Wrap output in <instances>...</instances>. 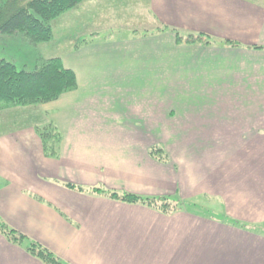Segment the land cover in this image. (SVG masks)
I'll return each mask as SVG.
<instances>
[{"label": "crops", "instance_id": "1", "mask_svg": "<svg viewBox=\"0 0 264 264\" xmlns=\"http://www.w3.org/2000/svg\"><path fill=\"white\" fill-rule=\"evenodd\" d=\"M146 6L150 32L97 45L109 31H91L92 41L56 56L76 73L75 91L12 108L26 121L0 136V219L27 239L16 244L0 232V264H45L28 251L32 243L63 264H264V0ZM97 17L88 23L98 27ZM175 30L204 39L178 44ZM107 52L123 58L93 66ZM83 86L85 102L113 98L119 109H78L71 102ZM144 86L155 87L152 99H137ZM98 116L103 124L88 120ZM49 123L58 133L54 155L40 135ZM156 147L166 161L150 154ZM95 189L167 198L178 208ZM212 202L230 225L192 209Z\"/></svg>", "mask_w": 264, "mask_h": 264}, {"label": "trees", "instance_id": "2", "mask_svg": "<svg viewBox=\"0 0 264 264\" xmlns=\"http://www.w3.org/2000/svg\"><path fill=\"white\" fill-rule=\"evenodd\" d=\"M88 0H8L0 6V34H13L23 32L30 41L39 45L50 42L53 35V24L64 13L77 8ZM178 44L183 42L195 44L204 39V35H189L184 39L175 30ZM78 88L76 73L65 67L59 58L42 60L40 66L33 71L18 69L6 59L0 58V110L5 106H28L45 104L56 101L62 95L73 92ZM4 107V108H5ZM54 127V126H53ZM55 129L52 131L55 134ZM44 139V148L49 154L54 155L52 149L58 143V133L51 135L49 130H40ZM51 137V138H50ZM48 138L51 144H48ZM50 150H47L49 149ZM159 161H165L166 151L162 147L153 148L151 153ZM75 188L72 185H69ZM95 192L107 194L116 199L127 202H142L151 206L162 208L164 212L176 210L177 205L172 204L167 198H144L139 195L124 193L119 194L102 189ZM0 232L11 242L21 244L27 237L17 230L12 229L0 219ZM31 255L45 264H63L50 250L38 243L28 247Z\"/></svg>", "mask_w": 264, "mask_h": 264}, {"label": "rangeland", "instance_id": "3", "mask_svg": "<svg viewBox=\"0 0 264 264\" xmlns=\"http://www.w3.org/2000/svg\"><path fill=\"white\" fill-rule=\"evenodd\" d=\"M5 1L8 0H0V6ZM146 1L147 0H88L87 2L79 5L77 8L70 10L58 17L56 19V22H54L53 24V35L50 42L41 43L39 45L33 44L30 41L29 37L26 36V34H24L23 32H17L13 34L1 33L0 58L6 59L9 62H13L20 70L23 69L27 71H33L35 68L40 66L42 60L58 58L56 56H61V54L71 52L74 46L84 45L87 40H91L87 34L91 31H97L99 29L109 31L97 36V45H100V43H106L108 41L119 43L130 38L132 34L150 32L153 26L150 22L143 21L146 19L150 20L151 16V13L147 9ZM93 12H98L97 18H99L100 21L98 23V27H95V25L88 23L89 15H93ZM109 27L113 30H110ZM116 28H120L119 30L121 31H118V29ZM59 39L61 40V45H59ZM216 42L217 39H213L214 45ZM72 57L73 54H68L69 61L72 59ZM118 58H123V55L119 54L118 52H107V54L96 56L91 60V62L94 63L93 66L101 69L104 65H117ZM151 60L152 58L149 57L145 59L144 62H151ZM85 61L86 60H84V62ZM85 72L86 71H84V73ZM96 88H101L104 91H108L113 90L115 87L101 86ZM153 88L155 87H141L142 93H138L139 96L137 97V99H152V94H154ZM88 90H90L88 86H83L80 92L82 99H75L76 102L72 101L71 104H78V109H96L98 113L102 112L103 109H107L108 111L119 109L120 103L113 98L108 100L91 101V103L85 102L84 97L85 94H88ZM100 97L103 98V96ZM183 104L184 103H179L176 101L173 106L180 109V107L185 106ZM4 107L2 110H0V112L6 111L5 113H1V117L5 118V120H2V118H0V136H8L9 134L11 135V133H7L11 132L10 128L13 126H17V130L19 128H24V121H26V119H22L23 117H21L20 119L19 116L12 115V108L20 106ZM130 109L132 110L131 107ZM192 110L193 109H189L188 111ZM188 111L186 112L187 115L193 113ZM195 112L198 113V110H196ZM161 114L162 113L159 112V116ZM103 119L104 118H102L101 116H98L93 119L89 118L88 120L90 122H93L94 124H103ZM15 121L17 122V124L15 123ZM41 129L49 130L52 136L55 135L52 131L54 127L50 123L47 124V126L42 127ZM42 140L44 141L43 138ZM166 159L167 157L164 160L166 161ZM201 202L204 201L201 200ZM209 205L210 206H203V208L192 207V209L200 212L199 214L206 218H210L213 220L220 219L224 222L229 223L227 220H225V210L222 205L216 206L215 202H212V204L210 203Z\"/></svg>", "mask_w": 264, "mask_h": 264}]
</instances>
